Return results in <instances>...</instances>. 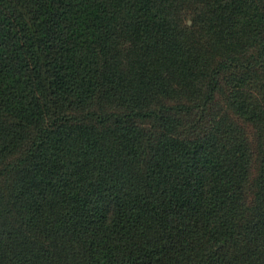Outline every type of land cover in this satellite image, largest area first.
Wrapping results in <instances>:
<instances>
[{
    "label": "trees",
    "instance_id": "16d2710c",
    "mask_svg": "<svg viewBox=\"0 0 264 264\" xmlns=\"http://www.w3.org/2000/svg\"><path fill=\"white\" fill-rule=\"evenodd\" d=\"M0 264H264V0H0Z\"/></svg>",
    "mask_w": 264,
    "mask_h": 264
}]
</instances>
